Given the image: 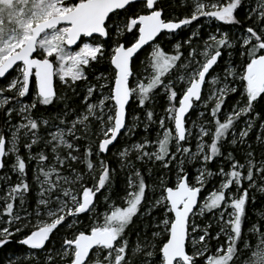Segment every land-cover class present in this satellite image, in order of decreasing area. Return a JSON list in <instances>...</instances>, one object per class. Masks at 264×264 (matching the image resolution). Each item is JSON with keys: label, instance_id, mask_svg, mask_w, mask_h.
<instances>
[{"label": "snow or ice", "instance_id": "6c2138e0", "mask_svg": "<svg viewBox=\"0 0 264 264\" xmlns=\"http://www.w3.org/2000/svg\"><path fill=\"white\" fill-rule=\"evenodd\" d=\"M0 192V264H264V0H0Z\"/></svg>", "mask_w": 264, "mask_h": 264}, {"label": "rangeland", "instance_id": "374dc122", "mask_svg": "<svg viewBox=\"0 0 264 264\" xmlns=\"http://www.w3.org/2000/svg\"><path fill=\"white\" fill-rule=\"evenodd\" d=\"M225 28L227 26H224ZM183 35V34H182ZM232 99L230 98L229 101L227 102L229 105L232 103ZM129 111H138V109H136V106L135 104H130V107H129ZM142 130V129H141ZM155 135V133L153 132V136ZM29 179L31 180V170H29ZM16 180V177L13 176L12 177V181L14 182ZM0 195H3L2 192H0ZM0 204H2V201H0ZM250 213H251V208L249 209Z\"/></svg>", "mask_w": 264, "mask_h": 264}, {"label": "trees", "instance_id": "16d2710c", "mask_svg": "<svg viewBox=\"0 0 264 264\" xmlns=\"http://www.w3.org/2000/svg\"><path fill=\"white\" fill-rule=\"evenodd\" d=\"M10 247L16 248L17 246H16V245H12V246H10Z\"/></svg>", "mask_w": 264, "mask_h": 264}, {"label": "water", "instance_id": "95a60500", "mask_svg": "<svg viewBox=\"0 0 264 264\" xmlns=\"http://www.w3.org/2000/svg\"><path fill=\"white\" fill-rule=\"evenodd\" d=\"M75 47V46H74Z\"/></svg>", "mask_w": 264, "mask_h": 264}]
</instances>
